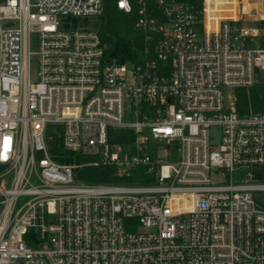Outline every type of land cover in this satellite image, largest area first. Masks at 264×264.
I'll list each match as a JSON object with an SVG mask.
<instances>
[{
    "label": "built area",
    "instance_id": "1",
    "mask_svg": "<svg viewBox=\"0 0 264 264\" xmlns=\"http://www.w3.org/2000/svg\"><path fill=\"white\" fill-rule=\"evenodd\" d=\"M242 3L117 0L129 63L88 25L105 0H0V264H264V114L235 93L264 74V0L252 24ZM50 125L92 159H54Z\"/></svg>",
    "mask_w": 264,
    "mask_h": 264
},
{
    "label": "trees",
    "instance_id": "2",
    "mask_svg": "<svg viewBox=\"0 0 264 264\" xmlns=\"http://www.w3.org/2000/svg\"><path fill=\"white\" fill-rule=\"evenodd\" d=\"M138 14L135 10L126 13L117 6V0H105L104 13L95 22V27L99 29L103 44L106 46L107 55L117 58L121 62H136L141 58L143 47V34L135 27ZM262 78V76H261ZM256 82L249 88H237L236 105L238 112L242 115L251 112L264 114V78ZM132 139V132L122 131L120 142ZM48 145L50 154L61 163L77 162L87 163L92 158L74 155L66 151L62 145V135L60 127L50 125L47 130ZM139 169L138 172H140ZM264 177V170L258 174ZM77 178L87 182H112L118 179L114 176L113 166H88L84 165L77 172ZM137 177L130 178L137 181Z\"/></svg>",
    "mask_w": 264,
    "mask_h": 264
},
{
    "label": "rangeland",
    "instance_id": "3",
    "mask_svg": "<svg viewBox=\"0 0 264 264\" xmlns=\"http://www.w3.org/2000/svg\"><path fill=\"white\" fill-rule=\"evenodd\" d=\"M263 0H243V3L241 4V10H242V16L245 18V21L244 23L246 24H252V23H255V19L256 17L259 16L260 13H262L263 11V3L261 2ZM100 18H94L92 19L88 25L91 26V27H95V22L97 20H99ZM209 28L210 29H213V25L210 23L209 24ZM37 69H38V59L34 56L32 58V73H33V77H36V72H37ZM262 78H264V74L261 75ZM261 78V79H262ZM231 90H226L225 92V103L226 104H229L230 102V94H231ZM213 133L214 134H218V131L217 130H213ZM78 172V170H77ZM119 181H121L119 179ZM260 181H264V180H260ZM257 195L260 197V198H264V193H257ZM22 202H23V199H22Z\"/></svg>",
    "mask_w": 264,
    "mask_h": 264
},
{
    "label": "bare ground",
    "instance_id": "4",
    "mask_svg": "<svg viewBox=\"0 0 264 264\" xmlns=\"http://www.w3.org/2000/svg\"><path fill=\"white\" fill-rule=\"evenodd\" d=\"M262 2V1H261ZM263 9V8H262Z\"/></svg>",
    "mask_w": 264,
    "mask_h": 264
}]
</instances>
